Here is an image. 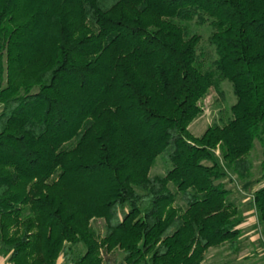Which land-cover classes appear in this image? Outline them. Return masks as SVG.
Instances as JSON below:
<instances>
[{
	"label": "trees",
	"instance_id": "obj_1",
	"mask_svg": "<svg viewBox=\"0 0 264 264\" xmlns=\"http://www.w3.org/2000/svg\"><path fill=\"white\" fill-rule=\"evenodd\" d=\"M192 23L212 29L209 69ZM220 80L232 116L195 136ZM0 103L11 264H104L103 253L202 264L210 248L236 251L244 219L214 151L247 179L264 147V0H0ZM158 158L166 170L151 175ZM253 198L264 232V185Z\"/></svg>",
	"mask_w": 264,
	"mask_h": 264
},
{
	"label": "rangeland",
	"instance_id": "obj_2",
	"mask_svg": "<svg viewBox=\"0 0 264 264\" xmlns=\"http://www.w3.org/2000/svg\"><path fill=\"white\" fill-rule=\"evenodd\" d=\"M192 28L198 30L201 35L199 46L204 69L213 67L216 53L213 45L209 42L212 29L208 24L192 23ZM5 84V82H3ZM236 97L233 93L231 83L220 80L218 89H211L202 101V112L192 121L189 128L195 136H201L208 126L223 124L231 118V106ZM2 104L0 103V112ZM215 156L223 166L225 176L222 178L224 186L229 190V202L238 207L244 221L241 224L242 234L239 247L236 251L230 248L228 243L218 247L210 248L206 253L202 264H264V232L259 221L255 206L253 193L264 185L261 181V162L264 157V147L260 141H256L249 158L253 163L252 174L247 179L239 178L234 171L224 162L221 152L216 149ZM166 164L158 158L156 164L151 168V175L163 174ZM177 205H183L179 200ZM103 220L95 219L92 225L98 234H103ZM77 252H82L83 247H76ZM117 260H122L123 254L117 253ZM104 255V264L110 259ZM114 262V261H113ZM58 264H65L59 260Z\"/></svg>",
	"mask_w": 264,
	"mask_h": 264
},
{
	"label": "crops",
	"instance_id": "obj_3",
	"mask_svg": "<svg viewBox=\"0 0 264 264\" xmlns=\"http://www.w3.org/2000/svg\"><path fill=\"white\" fill-rule=\"evenodd\" d=\"M59 260H61V261L64 262V260H63L62 258H59L58 261H59ZM64 263H65V262H64ZM0 264H11V263L9 262V260H8L7 257H5V256H3V255L0 254ZM57 264H58V262H57ZM65 264H66V263H65Z\"/></svg>",
	"mask_w": 264,
	"mask_h": 264
}]
</instances>
